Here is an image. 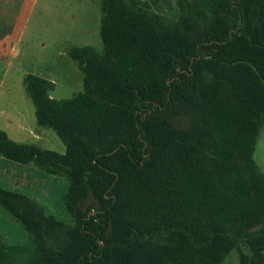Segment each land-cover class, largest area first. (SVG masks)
<instances>
[{"label": "trees", "instance_id": "16d2710c", "mask_svg": "<svg viewBox=\"0 0 264 264\" xmlns=\"http://www.w3.org/2000/svg\"><path fill=\"white\" fill-rule=\"evenodd\" d=\"M99 2L102 47L68 50L83 90L56 99L54 81L25 77L65 152L0 129L1 156L68 179L73 222L0 186L28 234L0 233V264H222L234 249L264 264V0H178L172 21Z\"/></svg>", "mask_w": 264, "mask_h": 264}, {"label": "rangeland", "instance_id": "374dc122", "mask_svg": "<svg viewBox=\"0 0 264 264\" xmlns=\"http://www.w3.org/2000/svg\"><path fill=\"white\" fill-rule=\"evenodd\" d=\"M139 1L169 21L176 20L179 15L178 0ZM6 20L11 24V35L0 36V129L9 131L10 137L17 142L64 153L66 146L58 134L38 123L25 77L34 73L54 81L55 89L51 95L56 99L82 91L83 73L68 50L84 45L102 47L100 2L0 0V24ZM7 43L12 53L4 52ZM13 127L19 134L12 133ZM254 158L264 171V125ZM0 186L26 194L42 203L47 212L58 219L73 222L64 204L69 187L65 177L0 155ZM86 202L91 205L95 200L90 197ZM0 233L9 244H22L28 238L21 224L1 207ZM222 264H239L238 251L232 250Z\"/></svg>", "mask_w": 264, "mask_h": 264}, {"label": "crops", "instance_id": "0c3cea01", "mask_svg": "<svg viewBox=\"0 0 264 264\" xmlns=\"http://www.w3.org/2000/svg\"><path fill=\"white\" fill-rule=\"evenodd\" d=\"M1 26H0V36H2V35H6V38L8 37V36H10L11 35V33H10V30H11V24H10V22L8 21V20H6V23H4V24H0ZM1 38V37H0ZM9 43V42H8ZM8 43H7V45L4 47V52H9V53H12V49L10 48L11 46L10 45H8ZM19 128V127H18ZM5 131L7 132V134H8V136L10 137V132L9 131H7L6 129H5ZM12 133H14V134H19V131H18V129H14V127H13V129H12ZM261 133V132H260ZM37 136V135H36ZM260 136V135H259ZM35 137V136H34ZM11 138V137H10ZM259 138V137H258ZM12 139V138H11ZM257 147V146H256ZM262 170V169H261ZM263 171V170H262ZM263 173H264V171H263ZM14 191V190H13Z\"/></svg>", "mask_w": 264, "mask_h": 264}]
</instances>
